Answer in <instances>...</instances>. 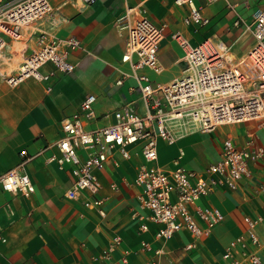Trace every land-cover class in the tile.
I'll return each mask as SVG.
<instances>
[{
  "label": "crops",
  "instance_id": "obj_1",
  "mask_svg": "<svg viewBox=\"0 0 264 264\" xmlns=\"http://www.w3.org/2000/svg\"><path fill=\"white\" fill-rule=\"evenodd\" d=\"M49 2L53 10L37 22L38 26L59 37L74 36L80 47L68 56L75 64L71 73L56 70L48 79L29 77L16 86L8 85L0 74V169L15 166L20 161V150L26 149L33 156L24 168L35 186L29 198L0 187V264H147L150 254L142 249L143 242L154 248L163 245L159 264H229L222 254L228 242L245 231L244 215H264V198L257 190L264 181V157L251 165V175L238 189L219 187L202 198V203L217 207L224 218L192 249L185 248L190 239L186 231L160 242L154 236L158 224L148 222L146 231L139 230V188L134 177L142 159L136 153L137 147H131L128 159L121 158L116 148L110 150L103 168L94 170L100 183L98 196L104 199L103 215L84 206L81 199L65 196L72 184L70 166H59L47 158L58 153L53 144L61 135L63 118L79 114L87 129H95L113 123L114 111L127 103L139 114L145 112L147 99L140 92L130 64L121 60L126 29L118 26L117 20L128 7H143L155 23L166 24L158 49L163 70H138L148 75L153 84H165L180 76L184 67V51L172 37L174 32H180L192 45L205 39L222 41L229 47L231 60L238 61L254 43L248 26L255 12L264 8V0H195L208 19L205 24L185 22L188 7L175 0ZM26 41L5 47L3 69L17 67L25 56L16 55L24 51V46L27 54L31 52L35 37ZM8 56L12 57L10 61ZM53 69L51 63L40 67L43 73ZM123 73L128 75L117 83ZM88 94L95 95L90 119L80 110ZM247 132H255L258 142L264 145V132L254 122L221 124L212 131L187 133L170 144L159 139L157 161L171 168L180 156L185 167L201 171L220 157L225 138L241 145ZM258 232L264 257V221ZM116 237L119 243L105 260L100 259Z\"/></svg>",
  "mask_w": 264,
  "mask_h": 264
},
{
  "label": "built area",
  "instance_id": "obj_2",
  "mask_svg": "<svg viewBox=\"0 0 264 264\" xmlns=\"http://www.w3.org/2000/svg\"><path fill=\"white\" fill-rule=\"evenodd\" d=\"M82 1L93 3L95 0ZM175 2L187 5L185 22L205 24L208 21L195 0ZM52 10L49 0H16L7 7H0V74L8 85L16 86L29 77L45 80L56 70L74 71L75 64L68 56L80 47L79 39L59 37L37 24ZM117 24L126 29L121 60L130 64L140 92L148 101L145 112L139 114L127 103L114 111L113 123L95 129H87L79 114L63 118L61 135L53 144L58 153L47 159L59 166H70L72 184L65 196L70 200L81 199L84 206L103 215L104 199L98 196L100 183L94 170L103 168L110 150L116 148L121 158L128 159L131 147H137L136 153L142 159L134 177V184L139 188L136 195L139 230L146 231L148 222L158 224L154 236L160 242L167 241L178 231H186L190 239L185 248H195L224 218L217 207L202 203V198L219 187L238 189L243 179L251 175V165L264 157V145L258 142L255 132H247L241 145L225 138L220 157L201 171H195L181 164L180 156L173 161V167L161 166L157 161V143L162 139L170 144L187 133L212 131L221 124L254 122L256 128L264 132V8L255 12L248 26L254 43L238 61L231 60L229 47L222 41L205 39L192 45L180 32H174L172 37L184 51V67L180 76L165 84H153L148 75L138 70L148 68L155 73L163 70L158 49L166 24L155 23L147 10L138 5L128 7ZM32 36L35 46L31 47V52L17 67L3 69L5 47ZM11 58L7 57L9 61ZM45 63H51L54 69L43 73L40 67ZM126 75L123 73L116 82L122 83ZM157 92L161 95H155ZM94 100L95 95L88 94L80 103L86 119L93 116ZM19 155L20 161L15 166L0 169V187L29 198L35 186L24 167L33 155L26 149L20 150ZM257 190L264 198V181ZM243 219L245 231L228 242L222 257L229 264H264L258 232L264 215L246 214ZM119 240V237L114 238L99 258L105 260ZM142 249L150 254L147 264H159L158 257L164 253L162 244L154 248L143 242Z\"/></svg>",
  "mask_w": 264,
  "mask_h": 264
},
{
  "label": "rangeland",
  "instance_id": "obj_3",
  "mask_svg": "<svg viewBox=\"0 0 264 264\" xmlns=\"http://www.w3.org/2000/svg\"><path fill=\"white\" fill-rule=\"evenodd\" d=\"M15 1L16 0H1L0 7H7V6L11 5ZM26 55H27L26 46H24V51L20 52L16 56H18L19 58H22V57H24Z\"/></svg>",
  "mask_w": 264,
  "mask_h": 264
}]
</instances>
